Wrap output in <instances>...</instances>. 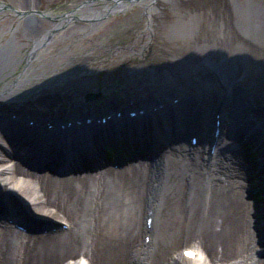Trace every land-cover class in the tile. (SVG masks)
<instances>
[{
    "label": "bare ground",
    "instance_id": "6f19581e",
    "mask_svg": "<svg viewBox=\"0 0 264 264\" xmlns=\"http://www.w3.org/2000/svg\"><path fill=\"white\" fill-rule=\"evenodd\" d=\"M16 1L0 0V23L14 21L6 8L28 12L39 8L30 0ZM91 1H102L90 5L94 19L126 11L137 1L146 6L150 19V8L159 0ZM228 10L218 0H207L206 21L200 24L195 39L218 43L241 40L257 54L264 69V9L253 12L251 31L245 34H239L232 25ZM73 11L50 13L51 24L46 30L39 29V23L25 21L23 31L15 33L24 44L32 42L31 46L21 49L9 46L11 39L7 43L0 40V113L62 121L97 112L96 102L94 107L84 102L88 99L84 98L85 91L77 97L40 88L50 84L45 79L48 76L63 74L53 70L35 75L32 65ZM152 39L144 43L143 51L152 50ZM20 50H25L24 54ZM239 58L213 60L208 56L189 72L195 79L183 86H177L172 75L166 89L157 88L151 77H136L118 93L116 89L102 91L103 108L110 111L122 104L123 109H147L158 104L157 97L172 100L179 96L178 105L166 106L161 120L147 115L141 125L132 120L126 123L125 119L110 122L103 127L105 132L103 128L86 127L47 132L41 134L42 146L35 148L27 141V134L18 130L15 140L9 136L12 131L0 125V214L13 220L23 216L22 221H26V214L17 211L15 202L19 199L31 214L52 221L56 227L47 232H27L0 220V264H264V230L256 228L264 223V200L250 195L254 181L264 182V162L258 166L264 159V135L254 130L240 144L242 131L250 127L247 113L253 112L264 121V105L256 109L251 100L254 88L264 92V78L255 81V72L249 71L252 76L246 79L248 70ZM162 65L185 69L177 58ZM220 88L228 93L222 104ZM217 114L222 132L212 156L208 132L215 129ZM128 124L132 129L124 128ZM176 124L181 128L178 131ZM186 134L196 135L201 146L186 142ZM75 135L79 136L77 141L72 140ZM257 146L261 152L250 154ZM13 149L22 157V165L10 157ZM108 150L114 151L113 162ZM130 150L132 153L126 152ZM95 155L104 161L98 162ZM29 158L39 166L46 165V170L34 171ZM86 163L94 164L91 171L96 172L72 171ZM122 163L125 165L118 167ZM148 209L159 216L151 229L145 225ZM148 233L152 239L144 250L143 239ZM189 247L196 250L194 258L180 255L173 261L175 254ZM79 255L82 261L74 259Z\"/></svg>",
    "mask_w": 264,
    "mask_h": 264
},
{
    "label": "rangeland",
    "instance_id": "374dc122",
    "mask_svg": "<svg viewBox=\"0 0 264 264\" xmlns=\"http://www.w3.org/2000/svg\"><path fill=\"white\" fill-rule=\"evenodd\" d=\"M30 1L39 5V8L34 9L33 12L6 8L5 12L10 14L14 21L10 23V21L5 20V22L0 23V40L7 43L11 39L9 46H18L21 49L25 45L31 46L32 42L24 44L17 38L15 33L23 31L25 21L39 23L41 24L39 29L46 30L51 24L48 17L51 15L50 13L73 9V16L66 21L65 27L57 33L56 38L50 44L42 48V55L33 60L32 65L34 66L35 75L40 73L50 74L53 70H59L63 74L53 78L48 76L45 79H48L50 84L44 83L39 86L40 88H48L51 93L59 91L70 95L74 94L77 97L84 91L96 93L95 99L84 100L91 107H94L96 102L98 106L94 109L97 111L96 113L109 112V109L103 108L102 105L101 94L104 96L102 92L104 88H108L110 92L116 89L118 93L129 80L136 77H151L157 82V88L166 89V81L169 80L168 78H173L171 75L175 77L177 86H183L185 82L192 81L195 77L193 75L189 76V72L201 66L208 56H212L213 60H218L221 57L227 59L229 57H241L239 59L244 60L248 70L246 79H250L252 76L249 71L255 72L253 75L255 81L264 78V69H262L257 54L241 40L234 39L230 42L218 43L217 41L205 39L197 41L195 39L201 27L200 24L206 21L207 0H159L156 4H152L150 8L151 20L144 9L146 6L137 4L139 1L134 2V6L126 11L108 15L103 14L98 19L90 17L93 13L90 5L102 1ZM218 2H222L229 9L232 25L236 27L239 34L250 33L253 12L260 7L264 9V0H218ZM15 3L18 4L19 0ZM11 34H13V38ZM151 38H153L152 50L143 51L142 46ZM261 50L264 52V49ZM20 52L24 54L25 50H20ZM148 58H152V60L148 61ZM176 58L180 60L182 66H185L184 70L174 65H162L167 60ZM22 65V63L19 64L15 71L16 69L19 70ZM234 75H236L235 72ZM240 75L242 76V74ZM254 89L255 91L252 92L251 97L261 107V105H264V92L261 89ZM156 93L158 92H154V94ZM36 106L41 107V105ZM122 106L124 104L120 106L121 109ZM113 107L115 106L111 108ZM198 146H201V143H198ZM155 147H158L157 143ZM17 152L18 150L14 151L13 149L10 157L22 165V157L20 158ZM108 152L111 162L116 160L114 151L110 152L108 150ZM95 156L98 162L102 163L104 161L100 155ZM29 160V167L34 171L42 172V170H46V165L39 166L34 161L31 162L34 159L29 158ZM93 165L86 163L83 166H78L79 168H74L72 171L75 174L94 173L95 170L91 171ZM124 165L122 163L117 166ZM23 166L25 165L23 164ZM54 170L61 173L57 169ZM260 184L254 181V189ZM250 195L253 196V192ZM245 197L248 198L249 195L247 194ZM257 199L263 200L264 196H258ZM15 203L18 207L17 211L26 214L27 223L30 227L26 230L27 232L40 233L38 231L43 228L55 230L56 227L53 226L52 221L31 214L21 200L18 199ZM0 220L12 225L2 215ZM158 221L159 216L156 215L154 224H157ZM12 227L20 230L15 226ZM76 254L77 252L74 256ZM74 259L78 260V258Z\"/></svg>",
    "mask_w": 264,
    "mask_h": 264
},
{
    "label": "water",
    "instance_id": "95a60500",
    "mask_svg": "<svg viewBox=\"0 0 264 264\" xmlns=\"http://www.w3.org/2000/svg\"><path fill=\"white\" fill-rule=\"evenodd\" d=\"M96 95H97L96 93H88L87 97L88 99H95ZM134 109L138 110L137 108H134ZM130 110L131 108L122 109V113H123L122 119H126V123L131 122L129 121ZM36 112L39 114L41 113V110L38 109ZM245 117H246L247 122L251 121L249 123L250 127H249V130L242 131L240 141H244V139L247 136H250L251 132L257 129H259L264 135V121L262 120L261 117L259 116L257 117V115L254 114L253 112L247 113ZM98 119H101L99 115L94 116V115L87 114V115L79 116L77 118L56 121V120H52L49 116L47 117L44 116V118L42 119V118H37V116L30 117L27 115L16 114L15 112L0 113V125L2 129L5 131H8V130L10 132L12 131V133H9L10 134L9 136L14 137L15 140H18L17 139L18 135L16 134L18 130L24 133L23 135L27 134L28 135L27 141L30 142L32 148L42 146V142L40 139L41 134L45 135L47 134V132H53V131H58L59 133H62V132H67L68 130L74 129V128H85V127L90 128L87 125L89 120H93L97 122ZM208 135H209V138H211V133ZM78 139H79V136L75 135L74 139L72 140L77 141ZM258 148H259L258 146L255 147V149H258ZM151 153L148 154L146 157L151 156ZM263 162H264V159L259 160L258 166H261V164L263 165ZM259 170H261L260 167H259ZM263 193H264V182L255 187L253 194L255 196H260ZM257 228L264 230V223L260 224V226H258Z\"/></svg>",
    "mask_w": 264,
    "mask_h": 264
},
{
    "label": "snow or ice",
    "instance_id": "6c2138e0",
    "mask_svg": "<svg viewBox=\"0 0 264 264\" xmlns=\"http://www.w3.org/2000/svg\"><path fill=\"white\" fill-rule=\"evenodd\" d=\"M187 255H194V253H191V252H190V253H187Z\"/></svg>",
    "mask_w": 264,
    "mask_h": 264
}]
</instances>
